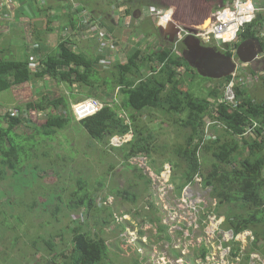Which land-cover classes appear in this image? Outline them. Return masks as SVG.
<instances>
[{"label": "trees", "instance_id": "obj_1", "mask_svg": "<svg viewBox=\"0 0 264 264\" xmlns=\"http://www.w3.org/2000/svg\"><path fill=\"white\" fill-rule=\"evenodd\" d=\"M200 1H188L197 15ZM260 29L256 22L239 36L255 39L260 37ZM38 41L42 42L37 38L33 47L26 44L28 51L39 57H34V62L29 54L15 60L8 45L0 51V95L33 82L40 84L49 77L70 89L78 85L91 92L104 87L109 99L103 101L96 92L94 96L103 102V109L77 124L72 110L80 100L73 94L70 99L42 97L0 115V185L5 187L8 179L10 191L15 185L23 189L17 198L0 199V264H110L107 238L100 230L86 231L83 218L91 216L96 227L109 225L123 234L128 223L121 219L118 202L121 208L128 206L125 213L131 215L141 238L148 237L146 244L138 240L146 250L153 244L171 241L168 227L158 213L160 194L153 178L141 166L143 162L137 161L141 159H146L144 164L157 174L169 164L177 195L186 184L201 177V187L210 188V196L217 200L215 213L224 216V228L234 235L252 232L250 252L242 254L241 244L233 245L237 257L242 258L241 264H249L253 252L264 255V99L253 103L242 97L238 86L233 88L236 100L231 105L226 99L227 86L221 100L220 90L230 78L207 95L200 90L201 97L194 92V83L197 77L205 79L196 77L185 58L172 53L171 48L154 57L138 51L127 64L112 66L105 73L97 71L95 61L70 51L67 41L60 44V53L45 52ZM181 68L187 72L178 74ZM141 69L149 73L144 79ZM203 83H198L199 87ZM116 89L121 95L119 102L114 99ZM150 108L164 114L183 142L171 146L161 141L160 128L155 124L159 116L150 113ZM61 109L68 116L58 114ZM40 113L47 118L35 125L32 135L15 133ZM80 126L91 138L85 142L97 147L95 158L100 162H94L107 167V175L117 173L121 163L130 170L123 187L117 191H111V187L110 193L99 200L96 196L105 187L106 179L95 177L94 165L82 161L87 152L83 147L74 143L76 148L68 149L71 143L65 140V134L73 135L76 129H82ZM129 135L133 136L131 142L113 147L114 137ZM59 137L61 142L56 147ZM134 160L136 163H132ZM75 167L79 173L74 175ZM27 171L37 173V179L30 180ZM49 171H53L52 177H47ZM141 184L145 189L140 191ZM224 208L228 213L221 215ZM73 215L78 217L73 219ZM123 244L135 249L138 264L148 263L149 255L141 254L137 243Z\"/></svg>", "mask_w": 264, "mask_h": 264}, {"label": "crops", "instance_id": "obj_2", "mask_svg": "<svg viewBox=\"0 0 264 264\" xmlns=\"http://www.w3.org/2000/svg\"><path fill=\"white\" fill-rule=\"evenodd\" d=\"M14 1L15 3L12 4ZM169 1H171V4H168ZM172 1L175 5L181 2L182 7H177V9L172 7L174 6ZM204 1L208 6L200 4L199 7L203 11H206V14L203 16L195 13L188 0H164L161 4L159 2L153 3L151 0H145V2L142 0H32V2L29 0H6L1 2L0 9L6 8L7 12L14 15L15 22L19 23V26H26L28 38L26 40L22 38L18 41L20 45H16L15 47L25 57L29 54L30 56L28 57H32L33 62L34 57L37 59L39 57L34 55V51L29 52L26 44L33 47L35 40L39 38L42 42H38L45 52L60 53V44L67 41L66 43L70 51L95 61V67L98 72L108 73L110 68L115 66H110L112 63H116L117 66L127 64L128 59L133 55H129L126 63L117 62L119 54L108 46L110 43L111 46H114V42H117V40L125 41L127 37L128 41L135 48L134 53L141 51L146 55H153L154 57L155 54L162 52L164 49L171 48L172 53L185 58L188 65L196 69V71L194 70L195 76H201L205 79L204 81H223L230 78V76L221 78L203 76L200 73L198 65L201 64L200 66H203L201 67V71L204 73L208 71L206 67L210 65H212L213 69L210 68L212 71L218 70L223 72L227 68V59L216 55L231 56L232 61L237 65L238 69L235 71L238 73V59L242 60L239 57V53H241L242 58L248 60L241 61L243 64L239 62L242 65L240 68L241 72L247 78L252 79L250 82L247 81L245 83L246 86L241 89L242 97L251 99L253 103L263 100L264 39H262V34L264 32V0L254 1L255 6L259 9L257 20L254 23L259 22L261 38L258 36L255 39H242V36H239L236 43L221 46V48L215 41L206 45L199 44L196 33H204L208 30L206 21L203 19L207 18L210 7H212V12L214 13L217 9L221 10L223 7H231L233 0H220L219 5H216L215 0ZM116 8H119L118 12L122 13V18L126 19L118 21V14L114 11ZM162 11L166 16L160 22L157 15ZM2 12V15L6 13L3 9ZM6 15H9V13ZM120 21L121 24H126L132 29L130 31L120 29L117 27ZM188 22H196L198 25L188 27ZM254 23L250 26H253ZM6 28L1 35H6L5 37L8 40L10 39L9 35L12 25L8 23ZM18 32L19 34H24L22 28ZM242 32H245V29L239 35H242ZM192 42L194 43L193 45L191 44ZM212 43L215 44L213 45ZM144 44L145 47H143ZM4 47L5 45L0 47V49L2 48L1 50H3ZM218 48L223 50L220 51ZM25 50H27L26 53ZM12 53L13 58L19 57V55H14V51ZM191 57H200V61L196 63ZM110 58H112V62L107 64V60ZM156 66L157 64L154 65V67ZM31 70L35 71V67H32ZM177 72L178 74H184L187 70L181 68ZM140 74L142 75V79L149 75L146 69H141ZM49 80L50 78L48 77L41 84ZM55 82L57 85H66L63 83L59 84L57 81ZM66 88L67 95L65 97L70 99L73 94L80 100L79 103L92 98L101 101L95 98L96 92L103 97V101L109 99L106 98L107 90L104 87L100 88V91H86L82 95L77 94V91L82 89L78 85H74L72 89L66 85ZM80 96H84L85 98L81 99ZM115 96V101L119 102L121 100L119 89H116ZM230 104L233 105V103ZM150 113L159 117H163L162 115H164L161 111L152 108H150ZM163 118L166 119L165 117Z\"/></svg>", "mask_w": 264, "mask_h": 264}, {"label": "rangeland", "instance_id": "obj_3", "mask_svg": "<svg viewBox=\"0 0 264 264\" xmlns=\"http://www.w3.org/2000/svg\"><path fill=\"white\" fill-rule=\"evenodd\" d=\"M3 1H6V0H0V5H1V2H3ZM151 1H153V3L159 2V4H161L164 0H151ZM188 1L189 2L191 1V3H192L193 1H196V0H188ZM215 1H216V5H219L220 0H215ZM14 3H15V1L12 4H14ZM172 3H173V1H172ZM200 3L202 6H208V4L207 5L204 4V1H202V0L200 1ZM168 4H171V1H169ZM173 5L174 6H172V7L176 8V9H177V7H182L181 2H179L177 5H175L173 3ZM2 9H3V11L6 12L4 15H2V13H3ZM2 9H0V47H2L3 45H5V46L8 45L9 47L12 48L11 50L14 51V55H19V57L16 58L15 60H23L25 58L24 54L22 55L21 52L15 46L20 45V43L18 41H20L22 38H24V40H26L28 38V31H26L27 28H26V26H19V23L15 22L14 15L10 12H7L6 8H2ZM225 9L223 7L221 10L217 9L216 12L213 13L212 7H210V9L208 11L207 18L203 19L206 21L205 22L206 25L209 23L208 27H207V29L209 31H210V29H212L214 16L218 15L220 13H223V11ZM118 10H119V8H116V10H114L118 14V21L119 20L122 21V19H126V18H122V13L118 12ZM258 11H256V13H255V19L253 18L251 21L243 22V23H240L238 25V30L236 33L237 39L235 38L232 41H229L227 43L226 42L222 43L221 40L219 41V39L215 36L216 32L214 31V29L217 25H216V23H214L213 31H212V33H209L208 37H205L204 35L203 36L200 35L199 37L198 36L196 37L198 43L206 45L212 41H215L220 47L226 46V45H233L238 40V37H239V34L241 33V31L244 30L247 26L252 25L257 20ZM205 12H206L205 10L203 11L202 8H199V15L200 16H203L204 14H206ZM246 12H247V10H246ZM8 13H9V15H6ZM175 13H176V10H175ZM164 14L165 13L163 11L159 12L157 17L159 19L162 16L165 17ZM121 21L118 22L117 27H119L120 29H125L127 31H130L132 29L129 26H127L126 24H121ZM197 21H201V20H197ZM8 23L12 25V29H11V32L9 35L10 39L7 40L5 37L6 35H1V33L5 29H7L6 27L8 26ZM14 24H16V25L14 26ZM195 25H198V24H196V22L195 23L188 22V24H187L188 27H194ZM21 28L24 30V34H21V33L19 34L18 30ZM6 40H7V42L5 43ZM191 44L193 45L194 43L192 42ZM212 44L214 45L215 43H212ZM8 46L6 48H8ZM108 46L111 47L116 53L119 54L118 55L119 59L117 60V62H125L126 63L129 55L134 54L133 51L135 50V48L132 46V43L130 41H128L127 37H126L125 41L117 40V42H114V46H111V43ZM143 47H145V44L143 45ZM183 55L185 57V53ZM1 57H3L2 53H0V59H1ZM111 62H112V58L107 60V64H109ZM239 62L242 63L238 59V65H239L238 73L236 71H234V73H232L230 76L231 80L227 83L226 86L223 87L222 90H220L222 92V94L220 96L221 100L223 99L225 89L228 86L226 99L230 103H234L236 100V93L233 91V88L234 87L236 88L239 86L240 89H242L243 87L246 86L245 83L247 81H249V82L252 81V79L247 78L246 75L241 72L242 70L240 68L242 65L239 64ZM112 65H116V63L115 64L112 63L110 66H112ZM193 69L196 71L195 68H193ZM236 69H238L237 65H236ZM200 82H204L201 87H199V85H198V83H200ZM55 83L56 82L51 80V79L49 81L43 82L42 84L41 83L37 84V83L33 82L32 84H29L28 86H26V85L20 86L18 88L12 89L11 92H7V93L0 95V115H5L6 113H10V112H15L17 107L24 106L27 103L33 102L35 100H39L42 97H47L51 100H55V99H59L63 96H66L67 95L66 85H57ZM221 83H222L221 81H204V80L202 81L199 79V77H197L195 80V83H194V88H195L194 92L196 94H199L202 97L201 92L205 93V95H207V92L210 89L216 88L217 85L221 84ZM200 90H201V92H200ZM86 91H87V89H85V90L80 89L77 91V94L82 95V94L86 93ZM230 96H233L234 99L229 100L228 97H230ZM80 98L84 99L85 97L80 96ZM52 110L53 109L51 108L49 110V112H51ZM58 114H63L65 116H68L67 112L64 109H61V112H58ZM73 117L75 118L74 115H73ZM46 118L47 117H46L45 113H40L36 116L33 115L29 119V121H30L29 123L31 125L28 124V122L24 123L23 125H21V127L15 129V133L18 135H22V134L32 135L35 125L38 123L44 122L46 120ZM79 121H81V120H79V118H75V120H74V122L76 124L79 123ZM155 124L158 125L160 128L159 129L160 138H161V141H163L164 143H168L171 146H173L177 142H183V138L179 137L177 135L178 134L177 128L176 127L173 128L172 126H170L169 122L166 119H164L163 117H161V116L158 117L155 121ZM65 135L68 136V137H66L65 140H67L69 143H71V146L68 147V149L76 148V144H77V145L83 147L82 149L84 151H87V152L89 151V153H88L89 156L86 154L87 152H85V154L82 156V161L87 162V163H85L87 165H94L93 171H94L95 177L103 176L106 179L105 187L103 188L102 191H99L97 193L96 197L98 198V200L103 195L110 193L109 189H111V187H113V189H111V191H117L121 187H123V184L125 183V181L127 182V180H125V179H129V177H130V175H129L130 170L127 169L129 167L123 168L122 165H125V164L121 163L120 165L117 166V173L114 172L111 175H107L106 174L107 167H105L104 165H96L95 162H100L97 157L95 158V156L98 155V154H96V151H95L97 149V147L92 145V143L88 142V144H87L85 142L86 138L89 137V135L83 128L82 129H76L75 133L73 135H69V134H65ZM60 139L61 138L59 137L57 139V141L55 142L54 145L56 147L58 146V143L61 142ZM78 139L81 140L82 142L78 141ZM89 139H91V138L89 137ZM87 140H88V138H87ZM132 140H133V136L118 137V139H114L112 141V145H114L113 147L115 148L118 145L120 146L122 144L129 143ZM69 143H68V145H69ZM74 143H76V144H74ZM73 144H74V146H73V148H71ZM103 158L108 160V157H106V156H103ZM137 161L140 162V160H137ZM132 163H136V161L134 160V161H132ZM159 166H161V165H159ZM163 166L165 169L170 168L169 164H166ZM77 171H78V169H77V167H75V171H73V174L75 175V172H77ZM27 173L29 174L30 180L33 179L35 181L37 179V176H38L37 173L30 172V171H27ZM77 173H79V172H77ZM52 174H53V171H49L47 177H52L53 176ZM177 177H180V175H178ZM8 181H9L8 179L6 182L4 181L5 187L3 185H0V199L1 200H6L10 197L13 199L17 198L18 194H20L23 191V189H21L20 187L16 188V185L10 191L11 183ZM202 181L203 180L201 178L198 180L196 179V181L194 182V186L191 185L192 187L197 189L196 194L198 196H202L205 199V201H208V203L210 201H216L215 198H212L210 196V193H211L210 188L201 187ZM179 182L180 181H177V183H179ZM68 183L70 184V182H68ZM142 189H145V188L141 184L140 191ZM192 190H193V188H192ZM99 203H101V202H99ZM126 204L127 203H124V205H126ZM117 206H118V209L120 211H122L121 213L123 214L121 219L128 223L126 232L119 235L120 230H118V229L112 230L109 225L107 227L103 226V225H101L100 227H96L93 220H91V216H88L87 218H85V216H84V218H83L86 221L85 229H86V231H92V232H96V230H100L101 235L103 237L107 238V243H108L109 248H110V264H138V256L136 255L135 249L132 247H124L126 245L123 243L126 242L128 245H130V243H137L138 248L141 250V249H145V248H144L143 244L139 243L140 241H138V240H142L144 243H147L148 239L146 236L141 238V236L139 234L140 233L139 228L137 227L136 223L133 221L131 215H129L128 213H125V212L129 211L128 206L121 208V205L119 204V202H118ZM220 212H221V215H224L225 213L227 214L228 209L227 210H225V208L221 209ZM77 217L78 216H74L73 219H76ZM131 221L134 224H132ZM66 238H67V236H66ZM66 238L61 239V240L66 241ZM0 239H1V241L3 240L2 234H0ZM250 241H253V240L250 239ZM250 241L245 245V247H246L245 254L247 252H250ZM0 250H1V248H0ZM156 250L159 251L158 249H156ZM36 252H37V250H36ZM152 254L154 256H156V253L154 251L152 252ZM38 255H39V253H38ZM38 255H36V257ZM255 256H256V259H257V257H260L264 261V255H262L261 253L253 252L252 253V261L249 264H258L256 259L254 258ZM15 260L17 261V258ZM8 264H12V263L9 262Z\"/></svg>", "mask_w": 264, "mask_h": 264}, {"label": "built area", "instance_id": "obj_4", "mask_svg": "<svg viewBox=\"0 0 264 264\" xmlns=\"http://www.w3.org/2000/svg\"><path fill=\"white\" fill-rule=\"evenodd\" d=\"M254 1L233 0L231 7L224 8L223 13L214 16L210 31L198 32L196 36L208 37L216 23L214 31L219 41L221 40L222 43L232 41L236 38L240 23L255 19V13L259 9ZM164 18V16L160 17L159 21L162 22ZM262 35L264 37V32ZM225 36L228 38L224 39ZM228 99L233 100L234 97L230 96ZM101 108L102 104L98 100H86L76 105L75 115L82 120L96 114ZM140 161L143 162L141 165L143 169L153 178L155 189L160 194L158 213L162 219L161 222L168 227L171 238L169 242L162 241L153 244L147 250H140L141 254L149 255L147 264H241L242 258L237 257L233 251V245L240 243L241 252L245 254V245L250 239L253 240L252 232L234 235L233 231L224 228V216L221 217L215 213L217 200L208 203L202 196H198L197 189L192 187L196 179L201 177L198 176L194 182L186 184L181 194L177 195L175 193L177 185L172 181L171 167L163 168L161 173L157 174L150 165L144 164L146 159ZM153 251L156 256L152 254ZM254 258L256 259V256ZM256 261L258 264H264L260 257H257Z\"/></svg>", "mask_w": 264, "mask_h": 264}, {"label": "water", "instance_id": "obj_5", "mask_svg": "<svg viewBox=\"0 0 264 264\" xmlns=\"http://www.w3.org/2000/svg\"><path fill=\"white\" fill-rule=\"evenodd\" d=\"M216 56H221V57L227 59L226 62H228V64H227V68L225 69V71H223V72H220L218 70L212 71L211 69H213V68H212V65H210L209 67H206V68H208V71L206 73H204L201 71V67H203V66H200L201 64H199L198 68L200 69L201 75L207 76V77H212V78H221V77L231 76V74L234 73V71L236 70V64L232 61V57L231 56L224 57L222 55H216ZM239 57L242 59L241 61H248V60H245L244 58H242L241 53H239Z\"/></svg>", "mask_w": 264, "mask_h": 264}, {"label": "clouds", "instance_id": "obj_6", "mask_svg": "<svg viewBox=\"0 0 264 264\" xmlns=\"http://www.w3.org/2000/svg\"><path fill=\"white\" fill-rule=\"evenodd\" d=\"M96 100V99H95ZM100 102V101H99ZM101 103V102H100ZM80 104V103H79ZM102 104V103H101ZM75 107H76V105L75 106H73V113H74V116H75V118H77L76 117V115H75ZM103 107H104V105L102 104V108L101 109H103ZM93 116V115H92ZM88 118V117H87ZM86 119V118H85ZM82 120H84V119H82ZM129 136H132V135H129ZM128 137V136H127ZM114 139H118V137H114L112 140H111V143H112V141L114 140ZM171 167V166H170ZM152 168V167H151ZM163 168H164V166L161 168V169H159V171H161V170H163ZM172 168V167H171ZM153 169V168H152Z\"/></svg>", "mask_w": 264, "mask_h": 264}, {"label": "flooded vegetation", "instance_id": "obj_7", "mask_svg": "<svg viewBox=\"0 0 264 264\" xmlns=\"http://www.w3.org/2000/svg\"><path fill=\"white\" fill-rule=\"evenodd\" d=\"M221 48V47H220ZM220 48H218L220 51H222L223 49H220ZM192 58V60L194 61V62H196V63H198L199 61H200V57L198 58V57H191Z\"/></svg>", "mask_w": 264, "mask_h": 264}, {"label": "bare ground", "instance_id": "obj_8", "mask_svg": "<svg viewBox=\"0 0 264 264\" xmlns=\"http://www.w3.org/2000/svg\"><path fill=\"white\" fill-rule=\"evenodd\" d=\"M208 24H209V23H208ZM208 24H207V26H208ZM227 38H228V37H226V36L224 37V39H227Z\"/></svg>", "mask_w": 264, "mask_h": 264}]
</instances>
